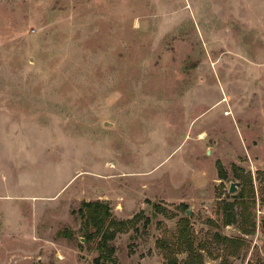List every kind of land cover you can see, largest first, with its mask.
I'll list each match as a JSON object with an SVG mask.
<instances>
[{
	"label": "rangeland",
	"instance_id": "374dc122",
	"mask_svg": "<svg viewBox=\"0 0 264 264\" xmlns=\"http://www.w3.org/2000/svg\"><path fill=\"white\" fill-rule=\"evenodd\" d=\"M85 202L118 264H264V0H0V264H112Z\"/></svg>",
	"mask_w": 264,
	"mask_h": 264
},
{
	"label": "trees",
	"instance_id": "16d2710c",
	"mask_svg": "<svg viewBox=\"0 0 264 264\" xmlns=\"http://www.w3.org/2000/svg\"><path fill=\"white\" fill-rule=\"evenodd\" d=\"M83 222L85 224V237L88 241L98 239L97 248L99 250V256L96 259L97 262H111L112 264H118L116 257L114 256V249L111 246V241L117 236V234L128 225L135 226L140 219V214H136L132 219L127 221L117 222L111 218L110 208L107 204L101 202H85L80 209ZM149 223V219L146 220ZM225 244L232 245L236 241L230 238L224 237ZM176 245L180 250L188 252L187 258L183 261V264H203L202 255L195 249L194 241L186 226L178 230L176 234ZM168 264H177V260L174 258L169 259Z\"/></svg>",
	"mask_w": 264,
	"mask_h": 264
},
{
	"label": "water",
	"instance_id": "95a60500",
	"mask_svg": "<svg viewBox=\"0 0 264 264\" xmlns=\"http://www.w3.org/2000/svg\"><path fill=\"white\" fill-rule=\"evenodd\" d=\"M235 189H236V188H235L234 184H232V186H231V188H230V191L233 192V191H235ZM187 213H190V210L187 211Z\"/></svg>",
	"mask_w": 264,
	"mask_h": 264
}]
</instances>
